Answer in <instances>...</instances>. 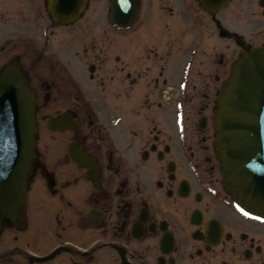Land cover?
<instances>
[{
  "label": "flooded vegetation",
  "instance_id": "flooded-vegetation-1",
  "mask_svg": "<svg viewBox=\"0 0 264 264\" xmlns=\"http://www.w3.org/2000/svg\"><path fill=\"white\" fill-rule=\"evenodd\" d=\"M48 1L0 0V67L19 65L37 124L0 264H264L213 126L238 41H264V0H137L121 27L112 0L55 16Z\"/></svg>",
  "mask_w": 264,
  "mask_h": 264
},
{
  "label": "water",
  "instance_id": "water-1",
  "mask_svg": "<svg viewBox=\"0 0 264 264\" xmlns=\"http://www.w3.org/2000/svg\"><path fill=\"white\" fill-rule=\"evenodd\" d=\"M69 1L59 3L65 8ZM124 2L129 0H119L111 16L118 26L136 16V8L122 15ZM50 4L55 13L56 2ZM247 49L218 93L215 140L225 189L242 210L264 218V43ZM34 140V97L17 67L6 66L0 70V202L19 201Z\"/></svg>",
  "mask_w": 264,
  "mask_h": 264
},
{
  "label": "snow or ice",
  "instance_id": "snow-or-ice-1",
  "mask_svg": "<svg viewBox=\"0 0 264 264\" xmlns=\"http://www.w3.org/2000/svg\"><path fill=\"white\" fill-rule=\"evenodd\" d=\"M247 214V213H246Z\"/></svg>",
  "mask_w": 264,
  "mask_h": 264
}]
</instances>
